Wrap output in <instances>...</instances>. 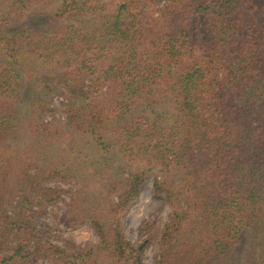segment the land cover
<instances>
[{
  "label": "trees",
  "instance_id": "trees-1",
  "mask_svg": "<svg viewBox=\"0 0 264 264\" xmlns=\"http://www.w3.org/2000/svg\"><path fill=\"white\" fill-rule=\"evenodd\" d=\"M150 175L171 211L135 244ZM71 181L66 220L99 240L74 252L39 223ZM150 244L154 264H264V0H0V264Z\"/></svg>",
  "mask_w": 264,
  "mask_h": 264
},
{
  "label": "rangeland",
  "instance_id": "rangeland-1",
  "mask_svg": "<svg viewBox=\"0 0 264 264\" xmlns=\"http://www.w3.org/2000/svg\"><path fill=\"white\" fill-rule=\"evenodd\" d=\"M201 25L203 26L202 35H206V28H204L206 22H202ZM47 99L52 108H59L67 101L62 92H58ZM60 118L59 114L46 115L44 121L53 123L55 119ZM153 184L154 176L150 175L143 186L139 200L131 206L123 218L126 236L135 244L144 243L151 233L155 236L160 235L163 226L168 221L171 210L165 204L164 198L155 194ZM46 187L60 189L63 192L62 199L50 205L39 219L40 225L48 230L51 241L54 244L69 247L73 252L97 245L98 237L89 222L72 226L66 220L71 202L67 191L77 190V183L75 181L69 183L52 182ZM154 254L152 244L147 245L144 251L143 264H154ZM38 264H51V262L43 258L39 259Z\"/></svg>",
  "mask_w": 264,
  "mask_h": 264
}]
</instances>
